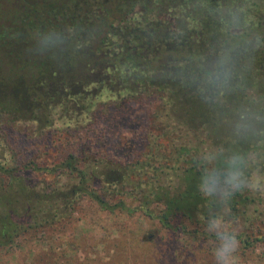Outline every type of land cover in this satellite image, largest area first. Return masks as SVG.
I'll return each instance as SVG.
<instances>
[{
  "label": "trees",
  "instance_id": "obj_1",
  "mask_svg": "<svg viewBox=\"0 0 264 264\" xmlns=\"http://www.w3.org/2000/svg\"><path fill=\"white\" fill-rule=\"evenodd\" d=\"M0 4V141L5 143L0 145L8 148L3 127L25 129L31 123L37 136L55 121L91 115L102 96L117 108L145 99L155 102L143 151L130 162L88 150L68 154L51 167L16 162L13 154L9 164L0 146V249L31 231H54L67 223L81 201L109 215L138 213L167 233L211 242L216 248L218 240L207 225L223 206L198 193L197 159L213 147L241 151L254 147L233 139L227 117L234 118L257 98L264 106V0H0ZM228 10L240 17L239 39L259 36L261 47L234 81L235 90L226 92L221 103L208 105L181 86L177 76L229 38L224 24ZM51 27L65 33V44L37 53L33 30ZM239 63L248 64V58ZM88 155L94 158L93 166ZM260 167L264 171V162ZM24 173L58 179L38 187ZM60 177L70 180L63 184ZM230 208L223 219L237 232L239 253L264 246V193H237ZM114 229L122 234L115 239L91 238L87 248L67 243L59 252L57 241L49 240L43 263L136 264L140 255L150 254L151 241L139 230L129 229L126 235L119 227Z\"/></svg>",
  "mask_w": 264,
  "mask_h": 264
},
{
  "label": "rangeland",
  "instance_id": "obj_2",
  "mask_svg": "<svg viewBox=\"0 0 264 264\" xmlns=\"http://www.w3.org/2000/svg\"><path fill=\"white\" fill-rule=\"evenodd\" d=\"M154 106L153 99H145L117 108L109 98L102 96L91 115L82 116L77 121H55L51 128L37 136L33 134L35 125L31 123L25 129L21 125L16 128L3 127L1 132L8 148L0 145L5 148L2 154L9 164V156L13 154L16 162L32 161L43 167L60 164L68 154L83 155L88 150L99 152L113 161L130 162L143 151L148 116ZM86 158L93 166L94 163L90 161L93 157L88 155ZM23 176L38 187L40 183H51L58 179L56 176L47 179L34 173H24ZM68 180L64 177L59 179L63 184ZM12 187L16 189L15 185ZM114 226L126 235L129 229L139 230L144 240L151 241L150 254L146 257L140 255L136 264H216L215 248L211 242L199 243L167 233L155 220L138 213L127 217L99 212L87 201H81L67 223H60L54 231H31L1 248L0 264H45L44 253L49 240L57 241L59 252L67 243L78 242L87 248L91 238L115 239L122 234L115 231ZM122 238L126 239V236ZM236 264H264V246L249 249L243 255L238 251Z\"/></svg>",
  "mask_w": 264,
  "mask_h": 264
},
{
  "label": "clouds",
  "instance_id": "obj_3",
  "mask_svg": "<svg viewBox=\"0 0 264 264\" xmlns=\"http://www.w3.org/2000/svg\"><path fill=\"white\" fill-rule=\"evenodd\" d=\"M224 15L229 38L220 41L208 55L183 67L177 76L181 86L208 105L221 103L226 92L235 90L234 81L249 67L251 54L261 47L259 36L239 39L240 17L235 12L228 10ZM67 38L55 27L47 31L35 28L32 36L37 53L60 48ZM244 57L248 58V64L239 63ZM227 119L233 139L251 142L254 147L248 151L213 147L198 154L197 167L201 175L197 191L208 202L223 206L222 213L211 218L207 225V230L218 240L214 250L216 264H236L240 241L235 228L223 219V215L231 212L234 195L244 191L264 193V171L260 167L264 162V106L258 98L254 99L239 109L234 118Z\"/></svg>",
  "mask_w": 264,
  "mask_h": 264
}]
</instances>
